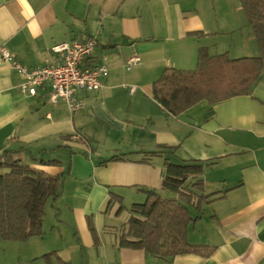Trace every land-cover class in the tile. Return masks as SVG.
<instances>
[{
    "label": "crops",
    "instance_id": "obj_1",
    "mask_svg": "<svg viewBox=\"0 0 264 264\" xmlns=\"http://www.w3.org/2000/svg\"><path fill=\"white\" fill-rule=\"evenodd\" d=\"M214 2L0 0V47L22 64L42 65L53 43L92 36L94 59L108 67L99 90H78L83 107L70 113L48 100L46 86L21 92L22 79L0 56V153L23 148L27 164L62 180L45 205L43 235L24 243L15 264H47L41 256L52 251L51 264H264V68L248 94L201 100L177 115L153 97L162 70L194 68L200 47L232 58L261 54L240 0L230 2L236 13ZM132 55L140 61L127 69ZM114 155L122 159L101 163ZM164 158L203 162L201 193L214 195L200 212L189 207L200 217L187 240L213 246L209 257L162 259L119 245L128 207L146 199L141 188L173 196L161 190ZM110 193L122 198L119 215L117 203L108 207Z\"/></svg>",
    "mask_w": 264,
    "mask_h": 264
},
{
    "label": "trees",
    "instance_id": "obj_2",
    "mask_svg": "<svg viewBox=\"0 0 264 264\" xmlns=\"http://www.w3.org/2000/svg\"><path fill=\"white\" fill-rule=\"evenodd\" d=\"M240 2L261 54L232 58L227 52L211 55L207 47H200L194 68H164L153 81L152 90L153 97L167 113L177 115L201 100L214 104L246 95L261 75L264 68V0ZM203 34L201 31L189 32L193 36ZM145 154L154 156L158 151ZM118 159L122 157L114 155L101 163ZM163 167L161 190L173 196L165 197L157 190L141 188L146 199L128 207L130 215L120 229L119 245L141 248L162 259L178 254L209 257L214 251L213 246L192 244L187 240L188 225L200 217L192 216L189 207L200 212L201 204L214 195L201 193L203 182L199 177L204 171L203 162H172L164 158ZM61 186L59 175L27 164L23 148L3 150L0 153V238L24 242L42 236L45 205L59 196ZM114 203L118 204L116 215L125 210L122 198L110 193L108 207ZM88 224L96 238L90 220ZM53 254L55 251L45 253L41 258L51 264L49 259ZM58 264L67 263L58 258Z\"/></svg>",
    "mask_w": 264,
    "mask_h": 264
},
{
    "label": "built area",
    "instance_id": "obj_3",
    "mask_svg": "<svg viewBox=\"0 0 264 264\" xmlns=\"http://www.w3.org/2000/svg\"><path fill=\"white\" fill-rule=\"evenodd\" d=\"M97 41L92 36L53 43L48 50L47 61L42 65L26 66L7 50L0 47V56L13 67L22 79L20 91L36 95L38 88L47 87L48 100L52 103L62 101L70 113L83 107L77 97L78 90L97 91L102 87V79L108 74L104 62L95 60ZM140 61L138 55L126 58L125 67H133ZM129 92L135 86H128Z\"/></svg>",
    "mask_w": 264,
    "mask_h": 264
},
{
    "label": "rangeland",
    "instance_id": "obj_4",
    "mask_svg": "<svg viewBox=\"0 0 264 264\" xmlns=\"http://www.w3.org/2000/svg\"><path fill=\"white\" fill-rule=\"evenodd\" d=\"M233 0H215L214 4L215 6L219 9V10H226V7H224V3L227 4V8L229 11H231L232 13H236L235 11V5L230 3ZM235 2V0H234ZM237 2V0H236ZM235 2V3H236ZM208 4H210V8L212 7L213 4V0L211 2V0H208ZM223 38V37H221ZM50 216L48 217V219L46 218V224L47 222L49 223L50 220ZM41 236H35V237H31V238H40ZM24 242H19V241H5L2 240L0 238V264H15L18 258V255L20 254V250L22 251V246H24ZM17 244V245H15ZM22 244V245H20ZM27 245V244H26ZM21 246V248H20ZM24 250V249H23ZM20 264H23L20 263Z\"/></svg>",
    "mask_w": 264,
    "mask_h": 264
}]
</instances>
